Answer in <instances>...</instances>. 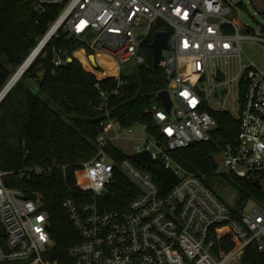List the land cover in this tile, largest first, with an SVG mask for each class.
Here are the masks:
<instances>
[{
  "label": "built area",
  "instance_id": "obj_1",
  "mask_svg": "<svg viewBox=\"0 0 264 264\" xmlns=\"http://www.w3.org/2000/svg\"><path fill=\"white\" fill-rule=\"evenodd\" d=\"M63 1L34 0L35 10L62 5L48 29L51 37H74L92 51L95 63L97 57L108 64L116 87L95 85L104 101L124 85L126 65L145 62L141 44L154 26L161 23L170 29L159 67L171 107L167 111L156 97L150 108L151 128L160 136L147 124H137L139 132L134 133L133 126H123L105 110L102 132L95 138L97 153L83 163L79 174L80 191L87 198L63 203L81 239L69 249L72 263L226 264L235 257L240 261L254 241L263 250L264 207L249 201L236 218L234 206L205 184L204 175L184 168L174 158L177 150L210 142L217 126L210 109L227 110L238 119L239 131L216 155L217 174L255 179L264 171V71L243 62L242 48L246 39L264 40L242 33L236 4L225 0ZM232 61L234 70L229 69ZM64 63L63 51L55 50L54 66ZM241 83L245 86L242 103ZM229 98L237 106L236 114L226 106ZM105 107L102 103L100 108ZM111 146L127 156L110 151ZM129 146L132 151L123 150ZM141 153H148L156 166L176 177L166 192L160 191L149 170L128 157ZM115 171L123 173L139 192L126 209H102L99 200L108 193ZM2 175L0 264H57L44 259L53 246L48 213L21 189L6 186ZM220 223L228 224L240 241L224 258L218 256L210 235Z\"/></svg>",
  "mask_w": 264,
  "mask_h": 264
},
{
  "label": "trees",
  "instance_id": "obj_2",
  "mask_svg": "<svg viewBox=\"0 0 264 264\" xmlns=\"http://www.w3.org/2000/svg\"><path fill=\"white\" fill-rule=\"evenodd\" d=\"M249 3L264 17L263 9H259L253 0ZM236 6L246 9L243 1ZM62 8V5L50 4L42 12H37L34 0H0V92L45 36ZM157 31L170 35L166 25L157 23L154 26L150 36L141 44L145 62L132 75L122 76L124 85L107 101L103 100L95 85L99 83L108 89L116 87L110 67L97 57L94 65L90 60L92 51L65 34L48 40L0 101L2 180L6 186L19 188L24 195L37 200L48 213L53 246L44 254V259L57 264H73L69 249L81 239L63 203L69 198H87L80 191L79 174L83 163L97 153L95 138L102 132L100 122L105 118V110L125 127L136 124L153 126L150 108L157 98L151 94L167 87L163 69L159 67L157 75L153 70L151 44ZM57 49L63 51L65 63L62 66L53 64ZM26 80L35 81L38 91L34 92L26 85ZM244 87L241 83V103ZM102 103H106V107L101 109ZM210 113L217 121L211 141L177 150L174 158L184 168L204 175L203 181L213 191L210 180L216 176L232 185L237 192L232 212L238 218L249 201L264 207V171L255 179L217 174L216 155L236 137L239 121L227 110L210 109ZM151 131L160 136L157 129L151 128ZM109 150L117 149L111 146ZM117 151L121 157L127 156ZM128 157L141 169L151 172L161 192L176 183L172 172L162 166L156 168L148 153ZM149 164H153L151 169H148ZM36 168L41 171L37 172ZM255 180L260 182V188ZM107 188L108 193L99 200L100 207L106 210L128 208L139 192L120 171H115ZM210 235L220 258L227 256L240 242L225 223L214 225ZM240 264H264V249L258 250L255 241L250 243Z\"/></svg>",
  "mask_w": 264,
  "mask_h": 264
},
{
  "label": "rangeland",
  "instance_id": "obj_3",
  "mask_svg": "<svg viewBox=\"0 0 264 264\" xmlns=\"http://www.w3.org/2000/svg\"><path fill=\"white\" fill-rule=\"evenodd\" d=\"M227 3L234 5L238 4L239 1H243L246 4V9H240L236 6V21L240 30L243 34H251L255 37H260L264 40V17L254 8L249 0H225ZM253 3L259 8L264 10V0H253ZM249 31V32H247ZM243 62L252 63L260 70L264 71V43L257 42L251 39H246L243 41ZM235 61H232L231 67L229 69H235ZM136 64H128L124 67L123 72L126 75H132L137 70ZM184 69L187 71L189 66H184ZM25 84L28 85L34 92L38 91V87L35 81L26 80ZM227 108L233 113L236 114L237 109L236 105L231 102L229 98L227 102ZM134 133L139 132V125L133 126ZM124 144H120L121 147H125ZM127 145V144H126ZM125 151H132V147L129 146L124 148ZM221 168V167H220ZM212 188L215 193L227 204L233 205L237 195L236 190L232 185L225 182L221 176H216L210 180ZM226 264H240L238 258H233L228 261Z\"/></svg>",
  "mask_w": 264,
  "mask_h": 264
},
{
  "label": "water",
  "instance_id": "obj_4",
  "mask_svg": "<svg viewBox=\"0 0 264 264\" xmlns=\"http://www.w3.org/2000/svg\"><path fill=\"white\" fill-rule=\"evenodd\" d=\"M67 0H64L63 3H65ZM52 35V31L49 30L45 36L42 38V40L39 42V44L36 46V48L31 52V54L28 56V58L23 62V64L18 68V70L13 74V76L9 79L7 84L4 86V88L0 92V101L5 97V95L8 93V91L13 87L15 83H11L14 79L16 74L21 75L25 72V70L29 67V65L32 63L34 58L38 55V53L41 51V49L44 47V45L48 42ZM151 47L153 49V70L154 73L157 75L159 72V63L162 57V51L167 48V33L165 31H157L154 34L153 41L151 44ZM91 62L95 65V58L93 55H90ZM19 77V78H20ZM154 97H157L162 106L169 111L171 107V101L169 98V93L166 89L160 90L158 92H153L151 94ZM152 165L149 164L148 168H151ZM156 168H159V166H156ZM258 188L261 187V184L258 180H255L254 182ZM102 193H105V190H102Z\"/></svg>",
  "mask_w": 264,
  "mask_h": 264
},
{
  "label": "bare ground",
  "instance_id": "obj_5",
  "mask_svg": "<svg viewBox=\"0 0 264 264\" xmlns=\"http://www.w3.org/2000/svg\"><path fill=\"white\" fill-rule=\"evenodd\" d=\"M19 74H16L11 83H16L19 80Z\"/></svg>",
  "mask_w": 264,
  "mask_h": 264
}]
</instances>
